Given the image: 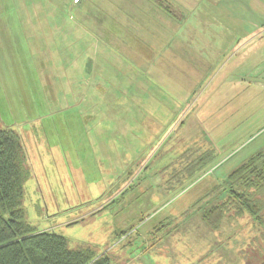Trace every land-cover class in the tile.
I'll return each instance as SVG.
<instances>
[{"label":"rangeland","instance_id":"1","mask_svg":"<svg viewBox=\"0 0 264 264\" xmlns=\"http://www.w3.org/2000/svg\"><path fill=\"white\" fill-rule=\"evenodd\" d=\"M0 127L26 152L25 219L70 248L114 264L264 254L203 220L264 151V0H0Z\"/></svg>","mask_w":264,"mask_h":264},{"label":"trees","instance_id":"2","mask_svg":"<svg viewBox=\"0 0 264 264\" xmlns=\"http://www.w3.org/2000/svg\"><path fill=\"white\" fill-rule=\"evenodd\" d=\"M29 174L19 134L0 127V264H114L106 254L96 255L90 246L70 248L63 235L36 230L27 222L22 201ZM222 184L225 199L207 207L203 220L217 227L227 213H247L263 227L256 239L259 244L264 242V151L232 170ZM247 257L250 263L264 264V254L248 252Z\"/></svg>","mask_w":264,"mask_h":264},{"label":"crops","instance_id":"3","mask_svg":"<svg viewBox=\"0 0 264 264\" xmlns=\"http://www.w3.org/2000/svg\"><path fill=\"white\" fill-rule=\"evenodd\" d=\"M226 197V194H224ZM225 199V198H224ZM218 202V201H216ZM214 202V203H216ZM212 203V204H214ZM224 220H229V224L227 223L226 226H224L223 221ZM231 220L233 222H231ZM238 223H237V222ZM258 222H255L253 218L247 213H244L241 216H233L232 214H225L220 220L219 225L217 226L218 228L217 231L224 230V231H231L232 238L230 240L227 239L225 242L226 247L228 249L236 252L240 248L245 247V242L246 241H253L252 246L260 245V239H256L257 236H259V232L263 231V227L261 225L257 224ZM250 225V226H248ZM239 227V229H236V227ZM234 230V231H232ZM253 230V231H252ZM253 235H251V232ZM230 232V233H231ZM253 238V239H252ZM255 242V243H254ZM262 242V241H261ZM222 256L219 255V257L212 263V264H222L223 262H226L221 260ZM232 264V261H229ZM224 264V263H223Z\"/></svg>","mask_w":264,"mask_h":264}]
</instances>
